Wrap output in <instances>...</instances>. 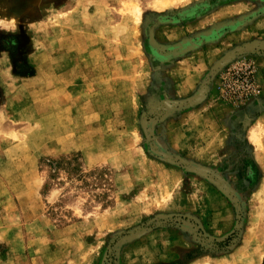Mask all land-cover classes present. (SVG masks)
<instances>
[{
  "label": "rangeland",
  "instance_id": "374dc122",
  "mask_svg": "<svg viewBox=\"0 0 264 264\" xmlns=\"http://www.w3.org/2000/svg\"><path fill=\"white\" fill-rule=\"evenodd\" d=\"M0 264H264V0H0Z\"/></svg>",
  "mask_w": 264,
  "mask_h": 264
}]
</instances>
